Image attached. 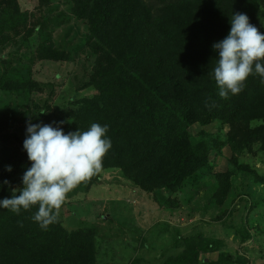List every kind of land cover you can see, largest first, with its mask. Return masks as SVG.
Instances as JSON below:
<instances>
[{"label": "trees", "instance_id": "trees-1", "mask_svg": "<svg viewBox=\"0 0 264 264\" xmlns=\"http://www.w3.org/2000/svg\"><path fill=\"white\" fill-rule=\"evenodd\" d=\"M53 1L39 0L41 5ZM71 2L74 15L89 25L88 45L95 68L85 86L95 92L78 100L76 107L51 125L67 133L87 130L92 123L107 124L112 147L100 168L119 169L134 186L154 193L168 207L180 206L179 190L190 182L198 185L200 175L214 178V200L220 205L239 173L252 178L254 190L261 185L264 190V174L240 162L241 156L264 155V83L258 75L249 76L239 94L224 99L218 95L213 75L218 56L213 44L228 34L230 16L245 13L264 33V0ZM41 26H28L19 0H0V62L4 63L3 50L11 35L23 36L24 46L35 55L20 73L11 72L14 67L1 70L3 91L44 92L30 63L69 59L67 51L42 37ZM36 33L37 44L31 40ZM11 61L7 59L8 64ZM12 123L0 108V182H11L0 191V199L11 198L16 176L31 166L24 140L9 132ZM195 124L229 125V130L224 135L201 130L194 136L190 128ZM226 146L232 153L228 168L215 171L216 158ZM7 165L12 172L6 171ZM100 180L97 171L66 199L89 191ZM253 208L259 212L258 221H264V192ZM37 210L38 205L19 214L0 208V264H97L94 227L68 230L58 216L42 229L32 219ZM251 218L250 222L256 221ZM236 234L243 241L252 236L249 229L241 228H236ZM202 238L201 232L191 235L186 249L161 264H230V254L223 252L206 261L203 253L219 250L220 242Z\"/></svg>", "mask_w": 264, "mask_h": 264}, {"label": "rangeland", "instance_id": "rangeland-1", "mask_svg": "<svg viewBox=\"0 0 264 264\" xmlns=\"http://www.w3.org/2000/svg\"><path fill=\"white\" fill-rule=\"evenodd\" d=\"M19 3L28 26L42 25V37L69 54L68 60L34 59L30 63L44 92H6L0 88V108L13 121L9 132L25 140L29 122L51 125L76 107L78 100L95 92L92 86H85L94 72L95 56L88 45V22L74 15L71 0H54L48 5L39 0ZM9 38L0 72L14 67L11 72L20 73L35 55L24 46L23 36ZM31 40L37 44L38 34ZM201 130L224 135L229 125L195 124L190 128L194 136ZM231 156L226 146L216 158L215 171L227 170ZM240 162L264 174L263 153L241 156ZM98 172L100 182L65 199L59 214L68 230L96 229L97 264H161L186 249L189 237L200 232L202 240L220 242L219 250L203 253L206 261L223 252L230 254V264H264V221H258L259 212L253 208L264 192L263 185L254 190L252 178H244L243 173L235 176L231 193L221 205L214 200L217 184L209 174L200 175L198 185L190 182L182 187L178 197L182 204L168 207L154 193L134 186L119 169L100 168ZM22 176H16L15 188L23 187ZM253 216L256 221L250 222ZM236 228L249 229L251 238L243 241Z\"/></svg>", "mask_w": 264, "mask_h": 264}, {"label": "clouds", "instance_id": "clouds-1", "mask_svg": "<svg viewBox=\"0 0 264 264\" xmlns=\"http://www.w3.org/2000/svg\"><path fill=\"white\" fill-rule=\"evenodd\" d=\"M229 23L226 37L213 44L218 54L213 75L224 99L239 94L249 76L258 75L264 83V33L245 13H233ZM108 131L100 123L66 133L59 125L29 122L23 149L31 166L22 176L23 187L12 188L11 198L0 199V208L19 214L38 205L32 219L47 229L57 221L68 193L100 169L112 147ZM6 171L13 167L7 165ZM10 183L0 182V191Z\"/></svg>", "mask_w": 264, "mask_h": 264}, {"label": "water", "instance_id": "water-1", "mask_svg": "<svg viewBox=\"0 0 264 264\" xmlns=\"http://www.w3.org/2000/svg\"><path fill=\"white\" fill-rule=\"evenodd\" d=\"M207 260V259H206Z\"/></svg>", "mask_w": 264, "mask_h": 264}]
</instances>
